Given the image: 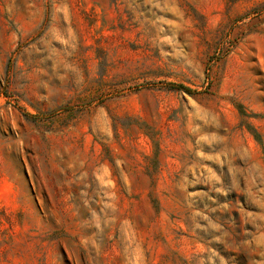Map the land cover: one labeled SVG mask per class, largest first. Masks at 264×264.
<instances>
[{"label":"rangeland","instance_id":"obj_1","mask_svg":"<svg viewBox=\"0 0 264 264\" xmlns=\"http://www.w3.org/2000/svg\"><path fill=\"white\" fill-rule=\"evenodd\" d=\"M0 264H264V0H0Z\"/></svg>","mask_w":264,"mask_h":264}]
</instances>
